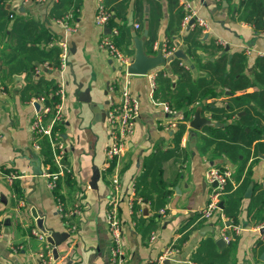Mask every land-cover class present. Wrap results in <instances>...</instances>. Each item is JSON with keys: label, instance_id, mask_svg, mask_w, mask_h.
Returning a JSON list of instances; mask_svg holds the SVG:
<instances>
[{"label": "crops", "instance_id": "obj_1", "mask_svg": "<svg viewBox=\"0 0 264 264\" xmlns=\"http://www.w3.org/2000/svg\"><path fill=\"white\" fill-rule=\"evenodd\" d=\"M100 1L113 11L114 19L112 17L110 24L119 27L120 35H113L106 27L95 24ZM175 1L67 0L70 3L59 16L56 9L60 0L56 3L4 0L3 6L10 19L9 36L13 32V39L0 42V264H33L45 244L33 236L31 230L42 231V228L70 235L58 246L59 257L55 264H117L112 259L114 245L107 221L110 191L117 179L121 183L118 214L123 222L124 264H158L163 249L172 244L179 253L172 257L170 264H196L193 257L199 251L202 250L201 258L207 257L209 239L215 242L218 251L228 249L227 244L224 248L216 244L224 230L232 239H238L229 258L231 264H264L261 256L255 253L257 243L264 240V212L262 206L251 210L255 185H262L264 181V159L260 157L264 153H259L258 158L252 155L240 174L239 166L228 156L215 154L216 144L202 142V137L213 141L216 139L214 134L207 133V129L195 132L189 127L195 112L201 110L215 124L213 129H217V137L222 135L226 125L214 118L213 110H228L229 99L262 91L264 86L238 92L218 87L213 90L215 94L210 92L208 97L176 110V115L182 114L188 119L187 132L177 150L172 139L177 127L171 126L173 117L167 116L164 109L166 101L163 99L168 91L162 87L160 82L163 80L159 76L163 74L170 80L169 91L173 92L180 79L173 66L177 60L190 71L188 84L197 85L201 79H210V71H214L216 62L222 57L230 62L233 55L241 53L247 57L244 74L250 77L256 70L257 59L264 55V38L247 21L242 6L247 0H191L197 16L208 26V29L201 30L200 37L207 48L199 52L201 62L195 63L183 42V37L192 29L181 28V13ZM118 5L122 8L116 10ZM12 13L13 19L10 18ZM66 14H72L70 24L75 28L70 33L57 23ZM27 21H31L26 27L27 32L20 34ZM137 24L139 29H135ZM169 29L172 38L180 44L176 49L184 51L186 60L174 58L165 67L146 76L122 78L119 86L116 80L119 67L108 52L100 48L101 40L111 38L126 56L134 59V32L143 39L145 52L156 55L147 45L152 36L156 39L155 44L165 45ZM45 34L51 39L40 41V51L58 47L61 41H67L70 47L68 66L63 75L67 82V117L64 125L57 126L60 140L66 146L64 163L70 173L60 178L54 190L48 188V179L44 176L46 172L58 171L50 141L52 160L48 161L42 145L45 139L41 140L37 151L31 126L37 114L42 112L43 106L39 105L38 99L55 87L59 74L54 69L46 71L44 65L39 66L37 60L22 49H14L22 39L30 43ZM213 45L222 49L215 50ZM12 52L13 61H10ZM35 63L38 64L35 70H27ZM226 71L229 72V67ZM124 85L139 99L140 115L135 133L128 140L125 156L113 164L115 166L110 171L105 156L110 142L105 123L106 110L110 104L120 101ZM55 103L48 99L45 105L53 107ZM51 117L44 118L45 125L49 124ZM161 153L166 159L158 164L160 172L156 177L161 181L158 187L171 195L165 206L158 210L157 205L152 206L131 196L130 189L136 187L146 163L156 161ZM210 166L234 169L232 191L242 183L247 172L251 173V194L246 197L247 190L237 224L224 213L229 190L223 198L224 209L215 219L212 222L200 219L199 211L206 206L211 188L206 180ZM5 168L17 175L12 183L6 178L7 172L1 173ZM152 179V176L148 177V180ZM147 192L151 194V190ZM57 201L63 202L68 217L60 215ZM235 225L242 228L237 235L229 227ZM152 233L157 234L155 242L150 241Z\"/></svg>", "mask_w": 264, "mask_h": 264}, {"label": "trees", "instance_id": "obj_2", "mask_svg": "<svg viewBox=\"0 0 264 264\" xmlns=\"http://www.w3.org/2000/svg\"><path fill=\"white\" fill-rule=\"evenodd\" d=\"M4 0H0V42H3V39L10 38L11 41L13 39V32L11 36H9V12L3 6ZM60 4L57 6V13L59 16L62 11L66 10L65 5L69 4L67 0H60ZM121 4V3H120ZM79 5V4H78ZM175 5H178L179 17L181 19V28L182 23L185 17V13L183 12L182 7L179 5L178 0L175 1ZM244 6L245 13L247 15V21L254 25V29L256 31H261L264 29V0H247L242 3ZM122 8V5H118L116 10ZM120 15V14H119ZM117 18V17H115ZM114 19V17H113ZM112 21V19H111ZM31 21H27L22 25V31L20 34H25L27 32L26 27H29ZM113 25L109 24L110 29L115 28ZM120 35L119 27L116 26ZM201 28L195 26L192 30L188 32L186 36L183 37L184 46L187 47V53L193 59L195 63H200V51H204L207 48L202 44L201 37ZM122 34V33H121ZM168 39L165 42L169 49L174 47H179V43L176 42V39L172 38V31L169 29L167 32ZM49 41L51 38L48 34L42 36V38H37L36 40L29 41L20 40L18 45L14 49H22L28 55L33 57V59L37 60L39 66L44 65V69L46 71H50L55 69L54 67L59 66V56L60 49L58 47H52L50 50L40 51L39 44L42 40ZM156 39L154 36L151 37L148 48L154 50V44L156 43ZM213 49L221 50V46H212ZM21 50V51H22ZM155 54L158 51H155ZM9 60L13 61V52L9 56ZM34 60V61H35ZM33 64L32 67L27 68V70H35L38 67V64ZM217 63V64H216ZM216 67L214 71H210V79H201L199 84H188V75L189 70L185 69V66L181 65V62L177 60L173 63V66L176 72L179 74L180 79L178 80L175 87H173L174 91L170 92V80L163 77V74H160V78L163 81L160 83L165 91H168L165 100L166 104H168L172 109L179 110L185 106H189L195 102L202 100L203 98L208 97L210 92L212 95L215 94V89L218 87L230 90L231 92H238L245 90L249 87L255 86H264V58H259L256 61V70L254 73L248 77L244 74V68L247 63V57L244 54H235L231 58L230 62L226 57H222V59L216 62ZM51 67L48 69L45 65ZM227 67H229V72L227 73ZM52 86V85H51ZM57 90V86L50 89L42 98H46V100L50 99L51 102H57L58 98L54 97ZM214 90V91H213ZM49 96V97H48ZM51 97V98H50ZM230 109H214V118L219 119V123H224L226 125V131L217 137L216 131L217 129L206 128L207 133L214 134L216 139L211 140V138L202 137V142L207 145L216 144L215 154H225L229 157L232 163L237 164L239 166V173L243 174L247 161L254 155L255 158H258L259 153H264V90L254 93H247L241 96L233 97L229 99ZM252 103H254L252 105ZM245 114H242V113ZM235 119L231 122L232 119ZM186 121L188 119L186 117ZM187 124L179 123L177 125V130L173 135V140L175 141V147H180L183 136L187 132ZM43 141V150L45 155L49 158L48 161L52 160L50 153V146L47 138H44ZM217 141V143H216ZM253 148V151H252ZM173 153V152H172ZM168 155V154H167ZM166 155L162 153L158 155L157 160H150L146 163L143 174L137 179L136 182V195L137 197L143 199L147 203H150L152 206L157 205L159 208H163L166 204L168 197L171 195L169 191L164 190L161 186V181L158 180L156 174L160 172L158 168L159 162H163L166 158ZM53 162V161H52ZM115 165H112L110 171L113 170ZM152 176V180H148V177ZM241 177V176H240ZM251 173L247 172L246 176L240 182L239 186L235 191H232V186L230 185L228 190L231 191L225 198V215L233 221V223L237 224V218L241 210L242 201L244 196L251 184ZM242 179V178H241ZM151 190V194L147 191ZM153 193H157L158 195H153ZM255 197L254 204L251 207V210L262 206V212H264V185L256 184L255 185ZM156 198V199H155ZM237 237H233V241L229 244L228 249L223 250L222 252L218 251L215 245V242L209 239L208 242V250L207 257L201 258L200 255L202 250L197 253L193 257V261L196 264H231L229 262L230 255H232L233 250L237 244ZM255 253L257 256H262L264 253V240L259 241L255 248ZM201 259H207L206 261H202Z\"/></svg>", "mask_w": 264, "mask_h": 264}, {"label": "built area", "instance_id": "obj_3", "mask_svg": "<svg viewBox=\"0 0 264 264\" xmlns=\"http://www.w3.org/2000/svg\"><path fill=\"white\" fill-rule=\"evenodd\" d=\"M29 1V0H24ZM37 3H45L50 1L51 3H56L58 0H31ZM179 5L182 7L185 17L182 23L183 28L187 27L189 29L194 28L195 26L204 27L207 26L206 22L197 16L196 11L194 10L193 3L191 0H178ZM113 17V11L109 10L102 1L98 3L97 13L95 16V24L99 27H109L110 21ZM10 18L13 19V13L10 15ZM72 14H66L63 19L57 21V23L62 24L67 33L74 31V27L70 24ZM195 21L191 24L192 21ZM140 26L135 25V29H139ZM111 34L118 35V29H110ZM261 36L264 38V29L260 31ZM60 49V60L59 66L55 68L59 74L58 82L56 83L57 90L54 97L58 98V101L54 104L53 107L46 106V98L38 99V103L43 106L42 112L37 114L36 120L31 126V131L35 142V149H40L39 143L42 139L47 137L50 141L54 160L60 170L59 174H46L49 178V189L54 190L57 188L58 180L60 177L64 176L65 173H70V169L64 163L66 156V146L62 140H60V133L58 132L57 126L64 125L66 122V103H67V82L64 79V72L68 66V59L70 57V47L67 41H61L58 44ZM100 48L108 52L109 57H111L119 67V76L117 75V83L121 85L122 78L127 80L131 75L127 73L126 67L130 64V58L126 56L111 40L109 37H104L100 42ZM158 49L157 44H154V50ZM164 57H172L176 52V48L169 49L167 44L160 47ZM264 58V55H261ZM48 69H51L47 64L45 65ZM39 72V69L37 70ZM154 77L153 74H151ZM121 78V80H119ZM122 88L121 99L115 104H110L106 110V128L109 137V144L105 151L106 156V165L111 167L113 164H117L124 156L127 150V143L130 137H132L136 130V123L140 115V101L135 97L128 88ZM155 103V102H154ZM156 104V103H155ZM157 105V104H156ZM164 109L167 113V116L173 117L171 126L174 128L177 127L179 123H186V116L182 114L176 115L177 111L172 109L168 104L164 103ZM48 115H51L49 124H44V118ZM2 136L0 135V142ZM6 173V178L9 183H12L14 179L17 178V175L13 172H8V169L5 168L1 173ZM233 174L234 169L230 166L225 167H215L210 166L206 171V180L210 185V191L208 195V200L206 206L199 211L200 219L206 222H212L216 215L222 211L220 203L223 202L224 196L228 193V188L230 185L233 186ZM264 185V181L262 182ZM120 192H121V183L117 179L115 180L111 195L108 201V212H107V221L109 225V233L113 242L112 249V259L117 264H124L126 253L123 249V222L120 219L118 214L119 202H120ZM130 193L134 198L136 195V188L133 186L130 189ZM141 201L140 198H136ZM133 200L130 201L132 206ZM61 203V202H59ZM62 205V203H61ZM59 211L63 212L62 207L59 206ZM233 232L237 235L241 231V226H229ZM74 230V229H70ZM31 233L33 236L37 237L40 241L44 242L45 248L36 255V259L33 264H55L59 257V250L56 245H54L49 240V236L46 233H43L40 230L32 229ZM157 239V234L152 233L150 241L155 242ZM229 245L233 239L231 236L227 235L225 230L221 234V238ZM179 253V249L174 245H169L163 249L161 256L158 259V264H165L166 261H170L172 257Z\"/></svg>", "mask_w": 264, "mask_h": 264}, {"label": "water", "instance_id": "obj_4", "mask_svg": "<svg viewBox=\"0 0 264 264\" xmlns=\"http://www.w3.org/2000/svg\"><path fill=\"white\" fill-rule=\"evenodd\" d=\"M194 22L195 21L193 20L191 22V24H193ZM131 25H133V22L131 23ZM105 29L108 32H111V30L108 27H106ZM133 36H134V43H135V56H134V59L132 60L131 64L128 66V73L130 75L146 76L149 72H151V71H153L159 67H165L168 63L173 61L174 58L186 60V55L182 49H179L174 54V56L168 57V58H165L161 51H158V53L156 55H148L145 52L143 39H140L137 36L136 32L133 33ZM228 94L232 95V93H228ZM87 99H88V96L86 97V100ZM243 114H245V113L243 112ZM189 127L195 132H197V131L200 132L203 129L215 127V124L211 121L210 118L205 117L201 110H197L195 112L193 118L191 119ZM260 157L262 159H264V155L260 154ZM251 188L248 189L246 197L250 196ZM220 207L222 210L224 209V202L220 203ZM42 232L46 233L49 236L50 242H52L57 247L60 246L61 242L65 238L70 237V235L68 233H64V234L60 235V233L51 231L49 229H43L42 228ZM262 233H264V228L262 229ZM216 244L219 248H224L226 246V243L223 239H218ZM261 259L264 261V253L261 256ZM166 264H170V261H168Z\"/></svg>", "mask_w": 264, "mask_h": 264}, {"label": "rangeland", "instance_id": "obj_5", "mask_svg": "<svg viewBox=\"0 0 264 264\" xmlns=\"http://www.w3.org/2000/svg\"><path fill=\"white\" fill-rule=\"evenodd\" d=\"M178 3H179V2H178ZM198 27H199V26H198ZM182 28H183V26H182ZM194 28H195V27H194ZM200 28H201V27H200ZM203 28H204V29H208V26H204V27H202L201 29H203ZM184 29H187V27H184ZM192 29H193V28H192ZM157 46H158V49H157L156 51H161V50H160V47H161V46H159V44H157ZM179 47H180V44H179ZM174 48H176V47H174ZM177 51H178V50L176 49V52H177ZM161 52H162V51H161ZM176 52H175V53H176ZM175 53H174V54H175ZM162 54H163V53H162ZM174 54H173V56H174ZM163 56H164V55H163ZM129 58H130V57H129ZM165 58H166V57H165ZM167 58H168V57H167ZM132 60H133V58H132V59L130 58V64H131ZM130 64H129V65H130ZM129 65H128V66H129ZM128 66L126 67V71H127V73H128ZM128 74H129V73H128ZM39 105H40V103H39ZM36 150L39 151L40 149H39V150L36 149ZM59 173H60V170H59V168H58V171H57V172H50V171H49V172H46V173L44 174V176L48 179V185H49L50 180H49V178L46 176V174H53V175H55V174H59ZM60 178H61V177H60ZM59 180H60V179H59ZM59 180H58V181H59ZM57 183H58V182H57ZM48 188H49V187H48ZM111 191H112V190H111ZM111 191H110V195H111ZM109 198H110V197H109ZM59 202H61L62 205H63V212H62V213L59 211V206L62 207L61 203H59ZM59 202L57 201V207H56L57 210H58V212L60 213V215H61L63 218L68 217L67 214L64 213L65 208H64V204H63V202H62V201H59Z\"/></svg>", "mask_w": 264, "mask_h": 264}]
</instances>
